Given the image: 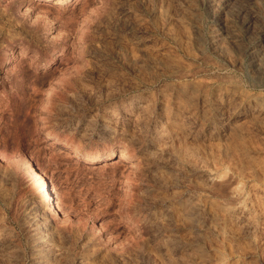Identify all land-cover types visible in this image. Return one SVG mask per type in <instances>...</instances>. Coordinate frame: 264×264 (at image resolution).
<instances>
[{
    "label": "rangeland",
    "instance_id": "1",
    "mask_svg": "<svg viewBox=\"0 0 264 264\" xmlns=\"http://www.w3.org/2000/svg\"><path fill=\"white\" fill-rule=\"evenodd\" d=\"M0 264H264V0H0Z\"/></svg>",
    "mask_w": 264,
    "mask_h": 264
},
{
    "label": "bare ground",
    "instance_id": "2",
    "mask_svg": "<svg viewBox=\"0 0 264 264\" xmlns=\"http://www.w3.org/2000/svg\"><path fill=\"white\" fill-rule=\"evenodd\" d=\"M76 153L77 152H74L75 155H76ZM120 153H122V155H123V152H120ZM87 159H90L91 161H95V160H98L99 158L96 156V157H89ZM35 163H36V166H37V169H35L37 171V173L36 172L35 173H36L37 177L40 178V181L42 183V186L45 189V193L41 196V198H40L37 206H35V208H34L35 211L34 212H37V213L38 212H41L42 210H44V208L46 206V203L53 204V201H54V205H53V208L51 209V211L60 212L61 210H60V208L58 206V201H57L58 200V195H57V190H56L55 185L52 182H50L49 185L51 187V190L48 191V189L46 188L48 186V181L46 180V176L44 174V170H43L42 166L38 162H35ZM52 195L54 197H52Z\"/></svg>",
    "mask_w": 264,
    "mask_h": 264
}]
</instances>
